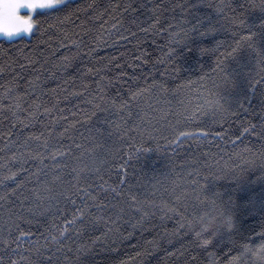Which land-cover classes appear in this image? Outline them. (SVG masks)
I'll return each instance as SVG.
<instances>
[{
  "label": "trees",
  "instance_id": "16d2710c",
  "mask_svg": "<svg viewBox=\"0 0 264 264\" xmlns=\"http://www.w3.org/2000/svg\"><path fill=\"white\" fill-rule=\"evenodd\" d=\"M219 2L71 0L72 10L77 6L93 7L87 12H76L73 22L63 24L54 17L36 15L35 19L41 22V31L13 39L0 37V149H4L0 151V164L7 163L13 172L18 171L19 165L10 158L14 152L26 149L22 145H8L9 132L13 133V139L19 135L22 141L29 132L44 130L53 119L61 116L69 120L79 119V114L90 108L86 101L95 94L97 88L93 81L99 79L94 75L85 76L87 68L107 66L109 76L121 71L127 73L123 80L115 82V87L108 89L110 96L119 91L120 96L127 99L129 88H143L153 80L168 89L165 92L159 87L153 88L123 113H101L99 118H93L87 124H77L70 131L75 142L85 148L102 145L95 148V155L104 161L99 173L103 180L98 176L90 177L94 189L99 191L98 185L103 181L108 185H114L120 179L126 181L120 199L111 193L106 196L101 193L107 207L96 211L95 215L103 219L90 226L82 236H74L75 242H69L72 253H67L66 249L57 252L52 244L45 247L44 239L40 238V233L45 232L53 221L64 223L59 213L52 215L57 209L71 218L70 202L59 196L56 200H44L43 206L36 209L43 215L33 217L27 212V208L34 207L38 194L41 197L57 196L63 191V182L71 179L68 175L73 164L70 157H64L59 165L50 163L47 175L37 172L33 162L26 164L25 167L35 175L15 195L11 194V189L15 188L13 182L0 184V195L7 194L5 200H0V257H3L4 264H9V257L19 258L12 253L15 243L10 247L3 243L19 235L15 224L9 220L10 214L22 230L32 234L21 241V251L30 248L32 242L40 238L36 249L31 253L24 252L33 264H48L49 256L53 257L55 264H76L75 249L80 244L89 249L80 254V264H120L121 261L128 264H209V252L223 258L229 251L228 233L223 225L207 229L206 236L219 231L222 237H217L206 249L201 248L194 238L202 227L196 223L198 217L231 213L234 233L248 228L259 230V225L264 222V85L256 86L254 92L249 87V79L255 75L252 70L256 54L245 47L235 60H227V79L212 71L225 47L204 56L198 52L188 56L181 55L182 44L172 43L176 56L171 62L161 64L157 61L168 50L169 32L153 30L143 33L137 26L142 23L147 27L152 23L149 9L159 5L160 26L176 32V40L183 39L184 32L196 22L194 17L207 24V16L219 31L208 37L196 36L197 44L213 48L217 40L231 43V34L236 28L209 7ZM232 2L234 6H246L247 24L253 31H258L264 14L258 7L247 8V5H259L260 0ZM193 3L198 7L192 10V15L178 7ZM117 4L121 5L119 9H115ZM128 4L136 8L140 4L146 7L135 12L131 8L124 11ZM227 15L233 14L228 12ZM134 20L136 24H133ZM50 24L54 26L49 27ZM169 25H172L171 29ZM132 32H136V36H132ZM241 34L246 35L247 29L241 30ZM72 40L79 42V48L72 45ZM141 52L148 58V63L135 60ZM65 56L74 57L68 67L64 66ZM109 61L114 62L110 64ZM205 74L206 79L201 81L199 78ZM84 83L89 85L87 91H84ZM178 85L183 87L178 88ZM213 85L218 86L223 94V107L227 111L216 116L198 115L197 91ZM8 88L14 89L12 96L25 92L31 94L25 97L24 107L36 101L52 109L51 113L41 117L34 128L21 132L18 124L13 127L16 117L7 107L13 102L12 97L6 95ZM72 92L83 95H70ZM73 113L78 115L73 117ZM23 117L24 114L20 113V118ZM64 125L65 121L60 120L56 127L61 130ZM252 125H255L254 131H243ZM201 129L207 135L185 139L182 143L174 142L182 131L195 133ZM62 143L71 147L73 155H80L83 151L77 149L67 136L62 138ZM31 148L34 149L35 144ZM65 163L67 168L63 167ZM7 174V168L0 169V179ZM26 176L27 173H20L18 178L23 180ZM249 198L255 201L254 205L248 203ZM212 200L216 201L215 205L210 203ZM221 218L224 220L223 215ZM26 220H31V224ZM92 241H96L94 246ZM246 261L247 257H242L240 264H246Z\"/></svg>",
  "mask_w": 264,
  "mask_h": 264
},
{
  "label": "snow or ice",
  "instance_id": "6c2138e0",
  "mask_svg": "<svg viewBox=\"0 0 264 264\" xmlns=\"http://www.w3.org/2000/svg\"><path fill=\"white\" fill-rule=\"evenodd\" d=\"M92 7L93 5H88L87 8L77 6L76 9L72 10L69 0H0V35L8 38L18 36L22 33L33 35L35 32L42 30L41 22L35 19L36 15H42L45 18L54 17L59 20L61 24H63L65 22H73L72 17L76 15V12H87ZM120 7L121 5L119 4L115 5V9H119ZM145 7L146 5L144 4H140L139 8L133 7L132 4H128L124 6V11H128L131 8L135 12ZM159 7V5H156L155 7L149 9V11L152 12V23H150L147 27H144L142 23L137 25L139 27V31L143 33H149L153 30L157 33L164 31L169 32L170 43L168 50L164 54V57L157 61L158 63L164 64L171 62L173 57L176 56V50L171 46L172 43L177 45L182 44L183 47L181 55L188 56L192 55L193 52H198L201 56H204L209 52H218L221 47H225V51L220 53V56L217 57L215 67L212 71L213 73L223 74L227 79V60H235L237 56L241 54L242 50L247 47L256 54L255 68L252 70L255 72V75L251 76L249 79V87L254 92L256 86L264 85V15H262L260 24L258 25L259 30L253 31L247 24V10L244 4L234 6L232 0H220L218 4L209 5V7L213 8L216 15L224 16L228 19L236 30L231 34V43L224 40H217L213 48H208L197 44L195 37H208L219 31L216 24L213 23L210 18L205 16V19L208 20L207 24H205L204 20L199 17H194L196 22L192 23L191 27L184 32L183 39L176 40V36L178 35L176 32L163 29L160 26L158 14ZM178 7H180L184 13L192 15V10L196 9L198 5L195 3L182 4L178 5ZM257 7L260 9L261 13L264 14V0H260L259 5H256L255 3L247 5V8L254 9ZM238 9H240L239 13ZM228 12H231L233 15L228 16ZM61 14H63V19H60ZM77 19H79V17H77ZM133 24H136V20L133 21ZM53 26L54 25L52 24L49 25V27ZM113 27H116V25L114 24ZM171 28L172 25H169V29ZM243 29H247L246 35L241 34V30ZM131 35L136 36V32H132ZM123 38L127 39V37ZM72 45L79 48L78 41L72 40ZM228 49H230V51ZM73 59L74 57H63V60L65 61L64 66H70ZM135 60H142L144 63L149 62L143 52H141L139 56H136ZM113 62L114 61H109L110 64ZM116 66L117 68L121 67L119 63H117ZM21 67H23V65H21ZM106 70L107 66L89 67L84 73L85 76L94 75L99 77V79L93 81L97 88L95 94H93L91 98L86 101V103L90 105V108L83 110L79 114V119L69 120L66 116L53 119L50 124L44 126V130L39 132H29L23 137L22 141L19 135H16L15 139H13V133L9 132L8 134V145H22L26 149V151L14 152L10 158L12 162L19 165L17 172H13L11 168L8 167L7 163L0 164V169L7 168L8 171V174L0 179V184H4L5 181L13 182L15 184V188L11 189V194L13 195H15L17 190L23 189L29 178L35 175V173L29 171V169L25 167V165L29 162H33L36 165L37 172L47 175L46 170L49 168L50 163L52 165H59L64 157H70L73 161L71 170L68 173L71 179L63 182V191L58 193L57 196L41 197L38 194L36 196L34 207L27 208V212L35 217L37 215H43V213L36 211V209L43 206L44 200L52 201L58 199L59 196H63L65 200L71 203L72 212L70 219L67 215L61 212V210L57 209V211L53 212L52 215L56 216L57 213H59L63 217L64 223L61 225L53 221L45 229V232L40 233V238H43L45 241V247L52 244L56 247L57 252H63L65 249L67 253L73 252V248L70 246L69 242H75L74 236L77 238L82 236L90 226L95 225L103 219V217L95 215L96 211H102L107 207L101 193H104L105 196L111 193L114 198L120 199L124 195L122 185L126 182L124 179H120L118 182H114V185H108L107 181H103L102 184L98 185L99 191L94 189L92 184L89 182L90 177L98 176L99 179L103 180V177L99 176V173L102 171V164L104 161H102L99 156L95 155V148L102 147V145L95 144L91 148H85L83 144L75 142L70 135V131L74 129L77 124H87L90 123L93 118H99V114L101 113H123L129 109L133 102L137 101L153 88L159 87L165 92L168 91L163 84H158L157 81L153 80L150 84H147L146 87H137L135 89L129 88L127 99L121 97L119 91H117L115 96H110L108 94V89L115 87V82L123 80L127 73L121 71L115 76H109L106 74ZM206 77L207 74L199 79L203 81ZM133 79L137 78L133 77ZM88 87V84H83L84 91H87ZM179 87L183 86L178 85V88ZM13 91V88H8L6 91V95L11 96L13 101L7 107L8 110L12 112V115L16 117V124H14L13 127H16L18 124L21 132L34 128L36 123L41 120V117L51 113L52 109L43 107L42 104L37 103L36 101H33L32 104L24 107L25 97H30L31 94L25 92L23 95L12 96ZM70 95H83V93L72 92ZM196 99V113L198 115L216 116L218 114L223 115V113L227 111L223 107L224 96L218 90V86L216 85H213L212 87L204 86L198 89ZM242 106L243 105H241V107ZM42 107L43 112L40 111ZM262 111H264V108H262ZM20 113L24 114L23 119L20 118ZM77 115V113H73V117H76ZM60 120L65 121V125L61 130H58L56 125ZM254 130L255 125H252L250 128L245 127L243 129L245 133ZM205 135H207V133H205L202 129L195 133L182 131L176 136L174 142L182 143L185 139L193 137L199 138ZM66 136L68 139L73 140L77 149H83L80 155H73L71 147H65L63 145L62 138ZM32 144H35L34 149L31 148ZM3 150L4 149H0V151ZM63 167L67 168L68 164H63ZM20 173H27L25 179L21 180L18 178ZM6 198L7 194L0 195V200H5ZM77 199L80 200L79 204H77ZM97 200L100 202L97 203ZM132 200L135 201V197H132ZM210 203L215 205L216 201L212 200ZM248 203L254 205L255 201L252 198H249ZM262 205H264V202H262ZM21 206L23 207V205ZM171 211L175 212V209H171ZM144 215H147V213H144ZM221 215L224 216L223 226L225 231L228 233L230 247L229 251L224 254L223 258H218V254L215 252H209L208 255L211 258L209 260V264H221V260L223 264H240L241 258L245 255L249 257H256L254 264H264V222H261L259 225V230L256 228H248L244 231L237 230L234 233L235 225L233 215L231 213L224 215L223 212H221ZM9 220L15 224L16 229L19 232V235L16 236L14 240L3 241L6 247H10L11 243L16 244V248L12 249V253L19 258L12 259L9 257V264H33L29 257L24 255V252L31 253L33 249H36L39 245L40 238L33 241L30 248L21 251V241L32 234L31 232L22 230L20 225L16 223V220L12 218V214H10ZM25 222L31 224L32 221L26 220ZM189 223H191V221H189ZM180 227L183 228L184 225L181 224ZM109 231H112V229L110 228ZM206 233L207 230H200L194 234V238L199 241V246L201 248L206 249L208 246L213 244V241L217 237H222V233L219 231L212 232L210 236H206ZM9 235L11 236V231L9 232ZM98 239L99 238H97V240ZM95 243L96 241H92L93 246ZM86 250L89 249L88 246L84 244H80L76 247V264H80V254ZM232 253H235V255ZM137 255H140V253ZM67 259L68 256L65 254V260L67 261ZM47 260L48 264H55L52 256H49ZM0 264H4L3 257H0ZM120 264H128V262L121 261Z\"/></svg>",
  "mask_w": 264,
  "mask_h": 264
},
{
  "label": "clouds",
  "instance_id": "9594fccd",
  "mask_svg": "<svg viewBox=\"0 0 264 264\" xmlns=\"http://www.w3.org/2000/svg\"><path fill=\"white\" fill-rule=\"evenodd\" d=\"M221 217H222L221 213H216L211 217H209L208 215H204L198 217L196 223L202 226L200 230H207L210 228H214L218 225H223L224 220ZM243 257H247L246 264H254V261L256 260V257H249L247 255Z\"/></svg>",
  "mask_w": 264,
  "mask_h": 264
},
{
  "label": "rangeland",
  "instance_id": "374dc122",
  "mask_svg": "<svg viewBox=\"0 0 264 264\" xmlns=\"http://www.w3.org/2000/svg\"><path fill=\"white\" fill-rule=\"evenodd\" d=\"M69 1H71V0H69ZM20 36H30V35L27 34V33H22V34H20V35H18V36H14V37H11V38H8V37H5V36H3V35H0V37H4V38H7V39H13V38H17V37H20Z\"/></svg>",
  "mask_w": 264,
  "mask_h": 264
}]
</instances>
